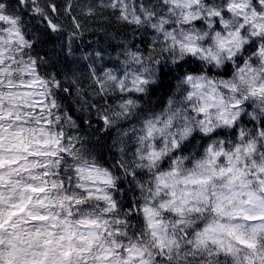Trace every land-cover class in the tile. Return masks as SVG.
<instances>
[{
	"label": "snow or ice",
	"instance_id": "1",
	"mask_svg": "<svg viewBox=\"0 0 264 264\" xmlns=\"http://www.w3.org/2000/svg\"><path fill=\"white\" fill-rule=\"evenodd\" d=\"M224 3L218 16L243 9L233 41L251 29L255 39L242 50L257 53L264 0H252L251 15L242 0ZM187 6L0 0V264H264V162L250 159L255 143L227 153L209 147L182 175V161L158 166L166 148L157 136L172 135L174 114L163 122L136 114L141 94L155 91L151 65L161 37L197 51L168 31L169 17ZM257 54L264 59V44ZM235 59L239 74L224 88L236 93L239 80L245 99H264L257 70ZM179 77L176 89L196 98L194 111L205 118L224 103L213 81ZM233 100L235 110L240 100ZM217 157L225 160L218 169ZM137 164L152 182L141 185L139 199L121 203L111 194V169Z\"/></svg>",
	"mask_w": 264,
	"mask_h": 264
},
{
	"label": "clouds",
	"instance_id": "2",
	"mask_svg": "<svg viewBox=\"0 0 264 264\" xmlns=\"http://www.w3.org/2000/svg\"><path fill=\"white\" fill-rule=\"evenodd\" d=\"M232 2L233 0H229V3ZM242 2L244 7L249 9L247 14L251 15L252 0H242ZM163 3L171 4V0H163ZM227 8L228 5L224 0H210V2L188 0L187 7L169 17L168 23L171 27L168 31L174 32L181 44H191L197 48V51L183 52L180 45L173 46L171 42L163 44L161 37V47L156 49L155 59L151 65L155 70V78L151 80L155 91L147 88L141 94L143 98L135 102L137 115H141L140 110H142L148 118L159 117L163 122L168 119L169 114H174L172 135L168 136L167 141L164 137L157 136L160 148H166L158 166L167 168L172 161H182L184 168L182 175H188L195 169L196 162L205 158L209 147L214 151L222 150L227 153L237 144L252 141L256 149L250 159L264 162V99L251 96L245 99L247 84H241L239 80L236 81L238 89L236 93L224 88L221 83L232 82L233 77L239 74L236 55L257 70V85L264 82V59L257 54L264 41L257 40V53L249 51L244 54L243 45L250 44L255 37L250 35L251 29H249L248 33L239 36L238 41H233L240 28L238 18L243 9H228L229 16H218L220 11ZM184 15H190V19L185 21ZM259 15L264 16V7H261ZM196 20L200 23H195ZM217 20L219 27L216 26ZM229 50L234 53L232 58H229ZM213 56L217 59H212ZM177 64H181L182 69H177ZM180 71L185 75L203 76L216 84L224 103L219 107L211 108L210 117L205 118L194 111L198 103L196 98L189 100L186 91L176 89L175 85L181 79ZM233 96L240 100V106L235 110L231 107L235 103ZM225 119L231 120V123H225ZM173 139L176 141L175 147L172 146ZM128 159L131 164L133 159L131 154ZM224 164L225 160L217 157L215 167L218 169ZM111 170L116 178V187L111 190V194L121 203H127V200L133 198L139 199L141 185L147 188L152 182L153 173L147 167H140L138 164L122 170L116 168ZM195 171L199 173L202 169ZM136 172L139 175H136ZM179 187L184 185L181 184ZM125 193L127 199L124 197Z\"/></svg>",
	"mask_w": 264,
	"mask_h": 264
}]
</instances>
